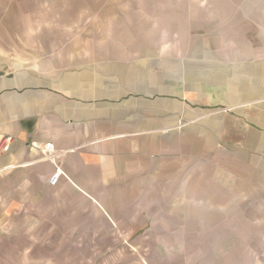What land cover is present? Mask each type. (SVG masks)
<instances>
[{
    "label": "crops",
    "instance_id": "crops-1",
    "mask_svg": "<svg viewBox=\"0 0 264 264\" xmlns=\"http://www.w3.org/2000/svg\"><path fill=\"white\" fill-rule=\"evenodd\" d=\"M155 2L0 0V264H194V201L264 199L262 6L218 43L131 40Z\"/></svg>",
    "mask_w": 264,
    "mask_h": 264
},
{
    "label": "rangeland",
    "instance_id": "rangeland-1",
    "mask_svg": "<svg viewBox=\"0 0 264 264\" xmlns=\"http://www.w3.org/2000/svg\"><path fill=\"white\" fill-rule=\"evenodd\" d=\"M134 2L126 3V5H135ZM258 2L260 6H264V0H157L154 5L158 16L146 15L143 13L144 11H141L140 17L143 22H146L147 28H151L155 26V23L159 24L163 20V33L157 35H136L131 32L127 36H130L131 40L143 37V40L147 41L148 37L154 38V36H157V40H162V42L191 40L218 43L219 41H224V38H228L230 35L229 30L225 26H256V22L246 16L244 12L241 13V10L244 11V5L257 6ZM119 5L123 6V3H119ZM220 5L222 8L226 6L228 11L223 10L220 12ZM262 7L256 8L257 11L255 13L264 14V8ZM148 13L152 14L150 10ZM117 17V15L114 16L115 21L118 20ZM121 21L129 23L127 17L121 19ZM131 22H134L133 18H131ZM259 24L264 26V18H260ZM121 25L125 26L126 23ZM131 25L136 27L134 23ZM128 26L129 24L126 29ZM171 29L175 31L170 33ZM244 30L247 32L251 31L247 30V28H244ZM222 32L224 33L222 34ZM231 38H234V36L232 35ZM164 59H166L165 56ZM222 197L224 200L222 203L217 202V197L215 203L208 202V200L203 203H200V200L194 201L193 206L197 209L202 206L204 208L201 209L205 214L215 216V223L213 222L214 224H212L211 222L209 224L210 227L199 225L198 217L195 218L197 223L194 226L189 225L187 227L188 231L194 234L196 239H202L203 236L205 238L204 242L198 240L194 243V254L196 255L194 264H264L263 197L260 195L253 211L249 208L250 203L245 201L246 197L244 195L239 203L232 200L230 194H224ZM235 206L239 207L234 210ZM184 212L182 210L179 211L180 217L185 216ZM170 213V210H164V217L170 215ZM204 221V219H201V222ZM217 228L220 239L211 241L208 233H215L214 230ZM253 233L255 235L250 236ZM208 237L210 241H208ZM206 249L212 251L211 257L210 255L209 257L206 256V251H203Z\"/></svg>",
    "mask_w": 264,
    "mask_h": 264
},
{
    "label": "built area",
    "instance_id": "built-area-1",
    "mask_svg": "<svg viewBox=\"0 0 264 264\" xmlns=\"http://www.w3.org/2000/svg\"><path fill=\"white\" fill-rule=\"evenodd\" d=\"M33 146H35V145H33ZM4 148H6V146ZM51 149H52V145L49 143L44 146L45 152H49V151H51ZM58 176H59L58 172L54 173L49 179V184L54 185L57 182Z\"/></svg>",
    "mask_w": 264,
    "mask_h": 264
}]
</instances>
